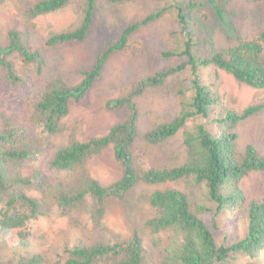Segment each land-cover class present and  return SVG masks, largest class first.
Here are the masks:
<instances>
[{"label": "trees", "instance_id": "obj_1", "mask_svg": "<svg viewBox=\"0 0 264 264\" xmlns=\"http://www.w3.org/2000/svg\"><path fill=\"white\" fill-rule=\"evenodd\" d=\"M16 1L23 27L9 28L6 42H0V94L17 95L32 75L45 73L47 80L28 113L16 116L0 107V264H264V196L249 197L242 186L252 172L264 173V154L252 144L237 149L235 130L251 116L264 121V96L239 111L223 108L202 78L204 71L219 69L238 83L264 88V29L250 39L236 36L224 51L216 50L199 14L209 5L221 17L216 2L225 0H152L142 17L102 29L93 62L70 84L48 69L43 49L83 41L98 0H81L78 24L49 30L41 46L32 42L35 19L73 0ZM165 15L175 40L162 51L168 63L108 98L105 108L123 110L125 117L104 134L80 140L78 120L66 118L71 104L84 99L108 59L129 47L134 32ZM148 89L178 97V113L168 121L151 118L142 138L154 145L182 130L186 158L179 165L151 162L147 148L136 143V100ZM108 147L121 175L103 184L88 162ZM139 182L156 185L146 193L148 213L142 222L153 250L137 231L118 238L104 222L108 200L124 197ZM41 217H65L72 231L38 249L42 235L35 224Z\"/></svg>", "mask_w": 264, "mask_h": 264}, {"label": "rangeland", "instance_id": "obj_2", "mask_svg": "<svg viewBox=\"0 0 264 264\" xmlns=\"http://www.w3.org/2000/svg\"><path fill=\"white\" fill-rule=\"evenodd\" d=\"M80 3L81 0H73L65 7L35 19L33 44L41 46L49 30L76 26L82 15ZM216 3L222 6L221 17L209 5L203 7L199 14L200 26L210 31L214 49L224 51L235 43L236 36L250 39L264 29V0H225ZM151 7L152 0H135L121 4L98 0L92 27L83 41L64 44L57 50L43 49L48 69L66 82L75 83L80 77L79 69L88 67L93 62L102 29H117L128 21L142 17ZM172 25V20L165 15L134 32L129 38V47L108 59L101 76L84 99L71 104L66 118L68 121L78 120L80 140L104 134L111 125L125 117L123 110L106 109V100L125 93L133 81L168 63V58L162 55V51L175 44L174 37L170 35ZM11 27H23L20 7L16 0L0 5L1 43L6 42V32ZM202 78L215 89L217 101L221 102L223 108L228 106L239 111L264 96V88L257 89L238 83L223 70L204 71ZM46 80L45 73L32 75L31 82L17 95H7L3 92L4 94H0V107L9 108L16 116L28 113L33 96L44 86ZM136 102L139 131L136 143L147 148V153L151 154L150 161L159 166L179 165L184 162L186 152L182 142V130L154 145L146 143L142 138V134L151 127V118L155 121H168L178 113L177 95L174 92L148 89ZM235 130L238 134L237 149L243 150L247 144H252L259 153L264 154V121L260 117L251 116L240 121ZM88 165L91 174L103 184L121 175V166L113 158L110 147L90 159ZM155 186L139 182L124 197L110 198L104 216V222L118 238L127 237L137 231L144 245L150 250L153 249L142 222L148 213L146 193ZM242 186L249 197L264 196V173L252 172L243 179ZM35 228L38 234L42 235V240L35 244L41 250L50 243L60 241L72 231L65 217H41L37 220ZM215 233L220 240L222 233Z\"/></svg>", "mask_w": 264, "mask_h": 264}]
</instances>
